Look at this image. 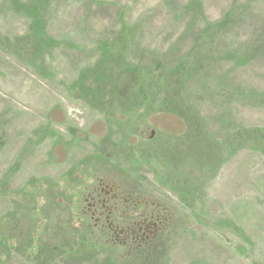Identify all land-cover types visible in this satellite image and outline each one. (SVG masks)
Instances as JSON below:
<instances>
[{"label": "rangeland", "instance_id": "374dc122", "mask_svg": "<svg viewBox=\"0 0 264 264\" xmlns=\"http://www.w3.org/2000/svg\"><path fill=\"white\" fill-rule=\"evenodd\" d=\"M190 1L193 0H50L43 17L47 24L45 35L52 44L48 41L41 60L32 62L21 55L18 46L19 39L29 33V18L19 11L28 0H0V219L6 222L16 216L22 219L23 215L25 223L21 221L20 229L30 233L35 230L43 236L48 221L43 220L40 227H30L32 221L40 218L39 211L48 207L52 197L63 195L71 207L77 199L78 186L94 182L90 179L94 174L86 176L100 167L99 154L112 158L110 154H114V144L119 140L118 154L123 159L115 161L123 164L130 160L132 148L140 140L121 139L117 134L122 136L118 129H123V122L105 121L86 104L97 105L82 95L83 87L76 81L86 67L97 63V44L118 31L120 16L128 24L142 26L143 46L181 56L190 43L187 39L178 41L188 24L180 8ZM200 1L205 18L215 22L235 0ZM251 9L256 25H263L264 0H250ZM203 25L202 21L198 23L199 27ZM233 37L232 33L224 42H233ZM226 43L221 49L228 53ZM43 63L44 71L39 69ZM114 65L119 63H110L109 68ZM119 71L125 74V70ZM203 75L214 89H223L227 81L213 68H206ZM236 78L264 91V59L237 73ZM187 82L193 89L201 84L199 79ZM231 113L239 127L264 129V109L234 104ZM148 122L153 126L144 139L159 131L166 137L181 139L187 127L163 113ZM210 123L218 130V143L224 146L226 124ZM133 134L138 136L136 131ZM227 160L220 169L207 173L208 179L200 185L201 198L187 203L160 188L152 169L142 170L146 194L167 204L176 214L170 224L173 235L168 234L161 251L156 248L159 256L155 264H264V154L236 150ZM37 208L40 210L35 212ZM69 218L59 220L60 229ZM55 221L57 214L50 220L52 225ZM52 227L57 229L56 225ZM39 236L31 239L33 248L42 240ZM18 252L25 251L19 247ZM36 257L28 261L23 253L9 260L2 255L0 264H44L39 254Z\"/></svg>", "mask_w": 264, "mask_h": 264}, {"label": "trees", "instance_id": "16d2710c", "mask_svg": "<svg viewBox=\"0 0 264 264\" xmlns=\"http://www.w3.org/2000/svg\"><path fill=\"white\" fill-rule=\"evenodd\" d=\"M49 2L28 0L19 8L20 13L29 18L30 27L28 35L19 39L18 46L21 55L29 57L32 62L41 60L44 47H49V42L52 44L45 35L47 24L43 17L44 7ZM249 6L250 0H235L215 22L205 18L200 0L181 6V15L188 17V24L178 41L187 39L190 43L181 56H174L169 51L163 54L143 46L142 26L128 24L120 16L118 31L97 44V63L86 67L76 82L83 87L82 95L97 105L86 104L103 115L105 121L123 122V129H118L122 136L117 134L121 139L133 137L140 141L132 148L134 154L130 153V160L122 164L117 162V159H123L118 154L121 149L118 140L114 144V154H110L112 158L99 154L97 164L100 167L88 173L87 178L92 174L95 176L90 177L93 181L98 176L116 177V180L138 185L140 192L145 194L147 189L140 173L148 168L153 170L160 188L168 189L187 203L201 198L200 185L203 179H208L207 173L220 169L236 150L264 154V129L239 127L231 113L234 104L264 109V91L236 78L237 73L264 59V24L256 25L253 9L249 10ZM200 21L204 24L202 27L198 26ZM232 33L234 41L224 42ZM224 43L230 47L228 53L221 49ZM114 62L119 65L109 68L110 63ZM43 67L44 63L39 69L44 71ZM206 68H213L226 78L223 89H214L208 84L203 75ZM119 70H125V74ZM192 79L201 81L198 89L189 86L187 80ZM141 86H146V89H140ZM162 113L186 124V132L181 139L167 134L166 137L160 131L154 137L143 138L153 126L148 120ZM211 121L226 124L227 140L224 146L218 143V130L210 126ZM135 131L138 136L133 134ZM147 155L150 156L149 160L146 159ZM87 186L84 183L78 186L79 193L71 207L67 206L69 199L63 195L52 197L46 205L48 207L41 210L50 217L41 215L38 208L35 210L39 211L41 219L35 218L30 227H40L43 220L48 221L43 236H39L35 230L30 233L20 229L19 224L23 225L25 221L23 215L22 219L16 216L6 222L0 219V257L6 255L10 260L22 257L24 253L28 261L29 258L37 260L39 254V259L45 260L46 263L42 262L44 264H155L159 256L156 248L160 249L158 252L162 250L168 234L173 235L174 228L146 247L120 252L107 244L103 236L91 230L86 220L73 217L82 204ZM38 198L41 197L36 196ZM56 214L58 221L70 217L63 229L59 228L60 221L54 223L57 229L52 227L54 225L50 220H54ZM70 222H79L80 225L73 227ZM32 235L42 237L38 247H32ZM19 247L25 252L19 253Z\"/></svg>", "mask_w": 264, "mask_h": 264}, {"label": "flooded vegetation", "instance_id": "af4514ba", "mask_svg": "<svg viewBox=\"0 0 264 264\" xmlns=\"http://www.w3.org/2000/svg\"><path fill=\"white\" fill-rule=\"evenodd\" d=\"M84 202L73 217L86 220L118 251L137 250L168 233L176 214L164 203L116 177L98 176L84 191Z\"/></svg>", "mask_w": 264, "mask_h": 264}, {"label": "water", "instance_id": "95a60500", "mask_svg": "<svg viewBox=\"0 0 264 264\" xmlns=\"http://www.w3.org/2000/svg\"><path fill=\"white\" fill-rule=\"evenodd\" d=\"M153 137V136H152Z\"/></svg>", "mask_w": 264, "mask_h": 264}]
</instances>
